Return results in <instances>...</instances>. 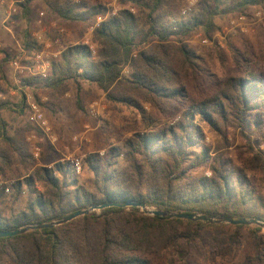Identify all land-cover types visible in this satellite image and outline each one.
<instances>
[{"label": "trees", "instance_id": "1", "mask_svg": "<svg viewBox=\"0 0 264 264\" xmlns=\"http://www.w3.org/2000/svg\"><path fill=\"white\" fill-rule=\"evenodd\" d=\"M35 1L20 4L28 22ZM46 1L52 15L83 26L81 37L107 12L105 6L87 0ZM131 1L137 15L121 9L95 29L96 58L87 45L66 47L53 63L50 77L37 81L35 92L66 93L71 85L81 90L87 83L103 91L111 104L139 112L150 128L135 131L123 147H111L103 156L90 155L93 179L87 187L79 183L69 162L40 164L27 142L30 128L11 134L1 112L12 110L13 104L1 102L0 232L56 222L113 203L264 221V196L251 178L258 176L264 185V150L257 152L254 147L264 146V72L245 68V73L217 75L204 68L206 61L186 44L199 30L212 39L218 16L264 9V0H201L182 18L179 7L185 0ZM23 47L30 56L43 49L27 31ZM236 58L233 61H239ZM242 61L252 64L250 59ZM33 85L32 80H23L21 88ZM193 89L204 96L195 97ZM146 106L162 116L179 113L181 120L158 128V116L148 114ZM14 107L21 115L25 111L21 104ZM196 117L224 141L229 128L239 131L250 155L234 163L224 152L214 151ZM7 182L13 205L26 195L23 210L2 212L8 202ZM97 211L52 229L1 238L0 264H165L169 257L171 264H216L219 258L220 264H264V233L258 226L166 219L135 207ZM245 242L252 252L239 258Z\"/></svg>", "mask_w": 264, "mask_h": 264}, {"label": "rangeland", "instance_id": "2", "mask_svg": "<svg viewBox=\"0 0 264 264\" xmlns=\"http://www.w3.org/2000/svg\"><path fill=\"white\" fill-rule=\"evenodd\" d=\"M15 1L12 7L17 12L7 15L3 12L4 9L0 10V35L6 42L3 44L0 41V50H2L0 53V88L2 89L0 103L10 102L13 104L12 110L1 112L2 116L10 125L11 134L19 129L30 128L31 131L26 134L27 142L31 154L40 164H42V160L64 164L74 157L82 158L83 172L77 178L81 185L88 187L90 180L93 179L88 162L90 155L99 154L103 156L111 147H123L125 142L134 136L135 131L140 132L150 127L147 128L146 124L143 123L139 112L123 105L111 104L103 91L87 83L82 84L81 90L71 85L70 90L66 93L51 94L50 91L41 89L36 95V89L22 91L20 85L14 83V79H18V74L11 66V62L22 51L26 52L23 47L26 26L27 31L32 34V39L41 44L43 46L42 51L46 50L53 60L54 55L66 47L76 43L87 46V42L93 43V35L87 31L81 37L80 33L83 30L81 24L64 22L46 11L44 8L47 6L46 0H37L34 5L37 16H34L31 22L27 24L20 18V3L24 0ZM76 1L80 2L79 0ZM87 1L90 4H101L105 6L107 11L130 9L134 14H138V8L133 5L131 0ZM189 1L191 0H185L179 7V11ZM200 1L196 0L195 10ZM41 12H44V16L40 15ZM258 14H260V18L256 17ZM240 16L246 17L244 23L239 22ZM216 22L218 30L212 39L208 38L202 30H199L186 40L188 47L196 51L206 61L203 67L220 76L245 73V68L250 70L254 68L257 74H262L264 72V9L253 8L244 14L218 16ZM234 22L235 24L232 25ZM58 38L61 39V43L56 44L55 41ZM203 40H207L208 43L203 44ZM46 44H49L48 47ZM26 56L31 57L28 54ZM234 57H237L236 59L239 61H233ZM242 58L250 59L252 64L245 63ZM26 62L29 61L26 60ZM125 74H128V71H125ZM192 93L197 98L205 94L196 89H193ZM31 99L35 100L43 111L51 129L50 135H46L29 122L28 100ZM22 100H24V104H22ZM20 104L25 110L22 115L19 113L20 108L14 107ZM146 111L148 114L158 116V128H167L181 120L179 113L162 116L150 106H146ZM196 123L202 126L206 134L207 144L211 145L214 151L224 152L234 163H238L240 156L250 155L245 140L239 131L229 128L227 139L224 141L220 135L210 129L206 122L199 121L198 117H196ZM249 135L254 140V135ZM255 138H258V135ZM254 147L257 152L264 150L263 145L255 144ZM120 161L122 165L126 164L123 157L120 158ZM53 165L51 164L50 167ZM254 176L251 174L254 186L258 193L264 196V185L260 183L258 176ZM10 184V182L6 183V186L10 188L9 193L6 191L8 202L1 207L4 214H9V208L18 211L23 210L27 201V197L24 195L17 204L13 205L10 199L12 194ZM262 233H264L263 230ZM251 252L248 242H245L244 247L238 253V257L241 258ZM231 258L232 256L225 261L231 260ZM221 262L219 258L216 264ZM165 264H171L170 257L166 259ZM175 264L179 263L176 262ZM197 264L203 263L197 261Z\"/></svg>", "mask_w": 264, "mask_h": 264}, {"label": "built area", "instance_id": "3", "mask_svg": "<svg viewBox=\"0 0 264 264\" xmlns=\"http://www.w3.org/2000/svg\"><path fill=\"white\" fill-rule=\"evenodd\" d=\"M11 4V7L7 9V13L11 15V13L17 12L15 8L12 7L14 3L12 0H0V10L6 9V6ZM196 0H191L189 3L183 7L180 11L179 18L187 17L195 10ZM44 14L42 13L41 16ZM118 15V11L116 9L107 11L104 15H101L97 18V21L94 26L90 28L91 32H94L95 29L99 28V26L105 22L106 20L116 17ZM260 14L256 15L257 18ZM169 21L174 23L175 18H169ZM244 23L246 21L245 16H240L239 22ZM239 23V24H241ZM232 23V25H234ZM238 24V25H239ZM59 43L60 40H57ZM203 44H207V40L202 41ZM89 50L93 57H97V49L93 45H88ZM26 52L22 51L21 54L17 55L14 60L11 62V66L16 70L18 74L17 83L21 86L23 80H39L45 81L47 80L52 72L53 63L55 62L52 57L48 54L46 50L36 52L31 57L26 56ZM29 61V62H26ZM21 88V87H20ZM28 119L29 122L42 130L46 135L51 134V129L49 127L48 121L41 110L39 104L35 100H28ZM103 155V154H101ZM71 165V169L76 176H80L83 172V159L79 157H74L69 160ZM7 193H9V189H7Z\"/></svg>", "mask_w": 264, "mask_h": 264}, {"label": "water", "instance_id": "4", "mask_svg": "<svg viewBox=\"0 0 264 264\" xmlns=\"http://www.w3.org/2000/svg\"><path fill=\"white\" fill-rule=\"evenodd\" d=\"M111 207L140 208L146 215L158 216V217H162L166 219H183V220H189L192 222L210 223L213 225L225 224V225H231V226H258L264 231V221L259 218H249V219H244V220H237V219L229 218V217H215V216H207V215L168 213V212H163V211L150 210L146 205L141 204V203H113V204H105V205L98 206V207H91L89 209L73 214L69 216L68 218H65L63 220H59L56 222L24 226L12 232H0V239L24 235L30 231H37V230L40 231L43 229H52V228L70 223L80 217L89 215L94 211L103 210V209H107Z\"/></svg>", "mask_w": 264, "mask_h": 264}, {"label": "crops", "instance_id": "5", "mask_svg": "<svg viewBox=\"0 0 264 264\" xmlns=\"http://www.w3.org/2000/svg\"><path fill=\"white\" fill-rule=\"evenodd\" d=\"M25 1V0H24ZM16 1L15 0H12V3H15ZM17 2H20V1H17ZM37 2V0L32 4V10H33V13L31 14V17H30V22H31V19L34 17V16H37V11H35L34 10V5H35V3ZM23 3V2H22ZM22 3H20V4H22ZM11 7V4H9V5H7L6 6V9H4V11L3 12H5L7 15H9L8 13H7V9H9ZM45 8V10L46 11H48L49 12V8H48V5L47 6H45L44 7ZM40 9V8H39ZM44 14V12H41V14ZM50 13V12H49ZM12 14V13H11ZM40 14V15H41ZM44 16V15H43ZM15 18H17V17H15ZM20 18H21V20L23 21V22H25V23H29L28 21H26V20H24V18L22 17V11L20 10ZM13 30V29H12ZM27 31V26H26V29H25V32ZM89 33H91L92 35H93V33L94 32H91L90 31V28H89ZM28 32V31H27ZM31 36H32V34L30 33V32H28ZM57 40H60V42L59 43H61V39L60 38H58V39H56V41H55V43L56 44H59L58 42H57ZM0 41H1V43H3V44H6V42L4 41V38H2V36L0 35ZM92 41V40H91ZM88 43V45H93V46H95L93 43H90V42H87ZM90 43V44H89ZM47 46L46 47H48V45L49 44H46ZM1 47V46H0ZM95 48L97 49V47L95 46ZM66 48H64V49H62V50H60V52L57 54V55H54V61L55 62H57L58 60H59V58L61 57V54H62V52L65 50ZM27 54V53H26ZM16 57V56H15ZM14 57V58H15ZM52 57V56H51ZM13 58V59H14ZM94 58H96V57H94ZM32 81H34V85L32 86V87H25V88H20L21 90H33V89H35L36 88V86L38 87V86H40L39 84H38V82L37 81H39V80H32ZM14 83L16 84L17 83V79H14ZM16 85H19L18 83L16 84ZM21 87V86H20Z\"/></svg>", "mask_w": 264, "mask_h": 264}]
</instances>
